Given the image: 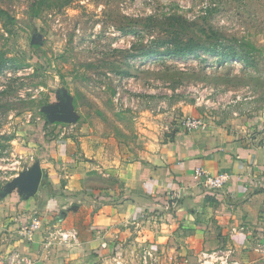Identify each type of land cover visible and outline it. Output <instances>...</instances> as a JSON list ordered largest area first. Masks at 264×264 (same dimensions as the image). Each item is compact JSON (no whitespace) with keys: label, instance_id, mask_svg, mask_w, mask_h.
I'll return each instance as SVG.
<instances>
[{"label":"rangeland","instance_id":"374dc122","mask_svg":"<svg viewBox=\"0 0 264 264\" xmlns=\"http://www.w3.org/2000/svg\"><path fill=\"white\" fill-rule=\"evenodd\" d=\"M0 9L12 18L0 15L1 205L14 178L40 165L32 137L43 145V134L76 141L94 130L144 149L188 118L228 125L264 105V0H0ZM209 29L237 58L164 53L177 34L213 41ZM66 106L71 119L54 118ZM261 230L252 249L132 241L103 264H264Z\"/></svg>","mask_w":264,"mask_h":264},{"label":"crops","instance_id":"0c3cea01","mask_svg":"<svg viewBox=\"0 0 264 264\" xmlns=\"http://www.w3.org/2000/svg\"><path fill=\"white\" fill-rule=\"evenodd\" d=\"M244 118L176 127L170 139L153 138L144 149L94 130L76 141L40 140L38 190L25 196L14 189L0 204V258L17 252L24 264H103L132 241L181 253L252 249L264 226V105ZM196 167L231 179L206 190L193 180ZM33 218L40 228L23 233ZM71 229L70 243L54 236Z\"/></svg>","mask_w":264,"mask_h":264},{"label":"built area","instance_id":"2783aa9c","mask_svg":"<svg viewBox=\"0 0 264 264\" xmlns=\"http://www.w3.org/2000/svg\"><path fill=\"white\" fill-rule=\"evenodd\" d=\"M185 126L187 129H194L198 126H203V124L200 121L188 118L185 121ZM230 179V173L225 171L213 174L202 167H196L193 171L194 182L209 191H217L221 189L224 185L229 183ZM40 226V220L38 218H33L23 225L22 231L23 233L29 234L38 230ZM56 235H58L59 240L65 244L76 239V231L74 229L60 230L58 233H54V236ZM0 264H24V260L17 252H10L4 257V260L0 258Z\"/></svg>","mask_w":264,"mask_h":264},{"label":"trees","instance_id":"16d2710c","mask_svg":"<svg viewBox=\"0 0 264 264\" xmlns=\"http://www.w3.org/2000/svg\"><path fill=\"white\" fill-rule=\"evenodd\" d=\"M0 15H4L5 17L12 18L7 15V12L3 9H0ZM178 27H183L181 23H177V26L172 25V29ZM207 33L211 39L214 38L213 41L208 42L207 44H204L203 42L195 39L194 37H189L186 39L178 38V34L174 36V39H170L168 41V45L166 46V49L164 53L172 55V56H179V57H184L188 55H196L198 50H204L208 51L212 54L220 56L222 61H227L231 59L237 58V54L235 53V50L232 47H223V45L216 40L217 35L216 32L213 31L212 29H209ZM180 34V33H179ZM156 52V51H153ZM44 140H48L46 135H43ZM35 143L41 142L39 138L33 137L32 139ZM47 180V178H45ZM46 186H51L50 182H44ZM52 186L50 187V189ZM14 191V190H13Z\"/></svg>","mask_w":264,"mask_h":264},{"label":"water","instance_id":"95a60500","mask_svg":"<svg viewBox=\"0 0 264 264\" xmlns=\"http://www.w3.org/2000/svg\"><path fill=\"white\" fill-rule=\"evenodd\" d=\"M68 106L64 107V111L59 114V120H70L71 117L66 114L65 111L68 110ZM50 119H53L50 117ZM42 176V169L39 165L34 166L33 168L20 173L17 177L14 178L13 182L11 183V189H17V191L25 196L31 195L33 192H36L39 188ZM10 191V190H9Z\"/></svg>","mask_w":264,"mask_h":264}]
</instances>
